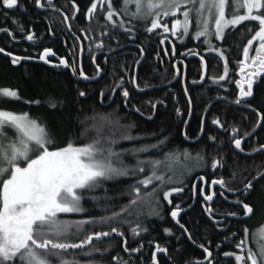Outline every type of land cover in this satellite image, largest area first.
<instances>
[{
  "label": "trees",
  "instance_id": "16d2710c",
  "mask_svg": "<svg viewBox=\"0 0 264 264\" xmlns=\"http://www.w3.org/2000/svg\"><path fill=\"white\" fill-rule=\"evenodd\" d=\"M90 2L91 0H75L79 8L77 13L79 18L73 19L71 15V11L74 10L71 7L73 0H53V4L64 12L68 19H72L69 23L72 27L71 31L64 23V15L62 16L60 12H54L47 5L45 8L38 9L31 3V0H22L25 6L23 13L19 9H0V29H8L12 33L10 36L4 31H0V48L4 49V52L0 53V87L17 89L21 97L18 101L0 99V110L14 111L18 114L27 112L38 123L46 126L56 147H64L69 141L76 146L90 143L93 138H97L94 125L100 127L99 137L102 138V142L103 138L116 141L112 145L116 152L125 149L130 150L134 147L138 148L142 144H155L158 140L167 138L159 150L150 149L148 152L139 153L138 156H133L131 152H125L123 155L124 162L128 165H134L136 159L161 161L156 166V172L157 175L164 176V181H154V185H160L159 203L157 204L155 197H152L151 206L137 205L136 208L132 209L133 214L126 217L131 221V226L139 223L148 231L133 237L128 231L130 225L126 223L122 226L125 236L114 237L111 240L114 247L109 252L103 255L93 253L91 256H83L77 253L75 259L79 260L81 264H84L86 260H94L98 264H116L111 257L118 256L131 261L132 264H151V253L155 251V245L160 244L168 248V254L158 253V264H183L185 260L192 264L191 262L194 260L203 261L202 249L199 245L203 243L210 247V251L214 250L219 243L216 240L221 237L216 225H214L215 223L207 218L203 208L196 202L191 211L181 219V223H185L196 241L195 244L191 243L186 236L181 234L178 226H175V222L168 215L170 206L166 201H163L162 193L170 187L181 186L179 181L183 182L182 186L187 193L191 190L196 177H202L203 174L208 176L211 172L213 176H217L222 169L228 170L230 180H233L232 173H235L240 182L246 181V179H251L257 168L264 164V156L260 152L256 153L254 157L234 154L236 152H234L228 133L219 132L217 127L211 124L216 114L221 121H224L227 115L225 127L235 122L242 129L246 128L248 131H253L252 139L257 140L260 144H264V128L259 127L257 130L254 127L256 117L251 111L246 110L245 107H237L231 104L226 97L217 96V93L213 92L212 87L208 84L209 77L213 73L218 75L223 73L224 63L216 53L206 51V45L201 40L185 38L181 42L184 44L182 47L195 46L196 49L193 50L197 51L198 55L207 62V80L198 85L193 83L200 79L202 72L198 57L189 60L186 68L177 64L178 68L173 67L174 64L167 63L166 58L164 67L161 66V59L156 57L157 50L161 45H158L156 36L147 35L145 30L146 27L150 26V20L138 21L130 17L125 18L127 25L125 27L130 26L131 32H124L119 28L113 30L111 26H108L111 35L103 37L105 51L116 50L122 45H126V48L122 46L123 49L116 50L117 52L114 54L104 55L100 53L96 57L95 54H88L87 49L96 45L99 31L105 23L102 19L96 23L93 21L92 31H84L89 27V21L84 18L83 14ZM121 3L122 0H117L115 6L119 8ZM13 21L30 30L35 35L36 41H28L25 38L27 31L21 33ZM250 25V23L244 22L236 30L229 31L223 41H218L217 47H220L225 54H229V64L232 66L235 65L234 61L239 59L241 48L253 34L248 31ZM49 29H51V33ZM73 33L80 37L84 44L85 55L82 57V68L86 75L97 77L95 65L92 63L93 57L96 58V63L103 71L98 80L87 82L79 78L78 75L73 76L71 68L55 67L58 64V58L64 57L70 64L75 61L77 67L80 68L81 45ZM163 35L165 37V34ZM44 47L52 48L55 53L54 56L49 57L51 61L49 64L35 58ZM182 47L178 48L182 49ZM141 49L146 54H144L145 58L138 67L136 79L139 88L146 90L143 92L137 90L130 83L132 77L136 75V61H140L143 56L140 53ZM8 52L22 57L32 56L34 59L22 60L19 64L12 65L11 58L6 55ZM161 56H163L162 52ZM177 69L179 70L178 75H176ZM121 77H123V87L113 93L110 89L116 86V82L121 81ZM77 79H80L79 84H77ZM77 87L88 92L87 99L77 98L75 92ZM185 87L192 98L190 113L188 112V98L183 94ZM123 88H127L130 93L127 106H125V101L120 95ZM101 90L105 93L102 101L99 98ZM254 94L256 99L252 101V107L256 108L257 111L264 112V103H262L264 100V81L260 87L254 90ZM50 96L62 100L63 105H57L55 109L49 108L44 101ZM31 100H40L41 103L36 105L25 102ZM161 100L163 104L157 103V108L153 112L150 102L156 103ZM133 105L135 108H139L144 115L141 116L136 112ZM176 108L180 109V116H177ZM107 114H111L112 123L100 120V116ZM150 115L153 117L151 120L147 119ZM93 116H96L97 119L93 120ZM204 116L205 124L202 134L200 133V126ZM117 120L118 124L115 123ZM183 120H187L188 124L185 125ZM85 129H87L86 132ZM125 131H128V134L133 137L132 140L120 138ZM82 132L85 134L82 135ZM185 134H187L188 139H185ZM209 135L215 136L216 141H209L207 139ZM196 139H199L198 142H193ZM185 151L188 153L187 158L183 154ZM165 153H178L179 155H172L165 159ZM198 153L203 156V159L198 158ZM220 155L225 157L226 166L213 170L211 168L212 158H219ZM173 159L178 163L189 161L188 164L192 169L188 170L187 167L183 166L180 170V177H177L172 171L168 172L165 166ZM146 167L149 168L148 165H145ZM149 171L146 169L142 175L132 176L130 173L127 177L104 181L101 187L85 197L83 203L87 210L85 214L58 215L61 219L78 220L84 218L85 215L108 214V211L102 210L105 195L111 198L107 200V203L116 206L110 210L118 211L119 206L126 205L130 199L128 195L129 186L135 180L142 179L141 177L147 175ZM169 177L171 180L168 179ZM230 183L234 184L233 181ZM152 188L153 185H150L147 191L151 192ZM92 195L101 198L100 208L96 207V204L91 200ZM170 198L173 199L174 204L184 199L181 194H173V197ZM246 202L254 206V212L247 221H243V224L246 226L245 228L250 229V235H255L260 226L264 224V181L254 183V188L247 196ZM153 207L160 211L163 219L151 214ZM138 211H142L143 214L137 215ZM163 227H172L174 235L166 236L163 233ZM125 240L127 247H140V252L132 255L124 252ZM107 242L106 240L104 243ZM226 264H235L234 258L228 259Z\"/></svg>",
  "mask_w": 264,
  "mask_h": 264
},
{
  "label": "snow or ice",
  "instance_id": "6c2138e0",
  "mask_svg": "<svg viewBox=\"0 0 264 264\" xmlns=\"http://www.w3.org/2000/svg\"><path fill=\"white\" fill-rule=\"evenodd\" d=\"M31 3L36 8H44L45 4L42 0H31ZM117 0H91L84 18L89 21V27L84 31H92V22L99 20L105 21L99 31L98 42L96 48L104 47L102 37L111 35L108 31V26L112 29H124L125 32H131V28L125 29V21L121 20L118 24L115 21L118 13L135 19L138 21H149L150 26L146 31L151 33L154 29L163 28L164 32L171 31L173 36L178 35V28L183 29L182 35H189L190 25L194 23L195 30L190 34L193 39L203 38V43L209 45L208 51H214L221 61L224 62V71L222 75L211 76L209 79L213 83L225 81L229 75V61L225 57V52L220 47H212V39L222 41L225 38V29L236 28L237 25H242V22L254 24L248 31L251 35L247 39V43L243 46V59L238 61L240 78L235 80L236 88L239 90L235 95L231 104L236 106L246 105L252 114L256 117L255 123L261 128H264V112L257 111L252 107V101L256 99L254 87H260V82L264 81V0H122L120 7L115 5ZM134 5L135 10L130 11L129 6ZM47 6L54 12H59L53 4V0H47ZM73 18H79L77 13L79 8L73 0L71 5ZM227 8H231L230 12H226ZM0 9L16 10L19 9L22 13L25 11L22 0H0ZM182 10V11H181ZM180 12L183 19H173L171 28L167 22H162L164 17H176ZM5 16L7 15L5 11ZM64 23L67 25L68 17L64 16ZM16 23L17 29L23 33L27 31L26 39L35 42L36 37L30 31L25 29L21 24ZM71 31V26H68ZM8 35H12L8 29H0ZM51 33V29H49ZM76 40L80 37L73 33ZM182 38V36H181ZM87 39V37H85ZM256 41L255 55L250 56V50L253 47V42ZM160 43H164L161 40ZM82 51V49H81ZM113 54H114V50ZM4 52L0 48V53ZM141 55H144V50H140ZM175 49H173V54ZM190 55L195 53L189 50ZM11 58V64L17 65L22 60L34 59L32 56H18L11 52L6 54ZM52 48L44 47L41 52L35 57L45 64L51 63L50 56H54ZM159 55V54H157ZM165 55L168 52L165 51ZM92 63L95 65V74H101V68L96 63V58H92ZM139 65L140 61H136ZM201 67L205 66L204 58L200 59ZM63 66L65 69L71 68L73 76H77L84 81L93 79L86 75L82 67L78 68L75 61L71 64L64 57L58 58V64L55 67ZM175 67V65H173ZM248 70V71H246ZM179 74L177 70L176 75ZM204 73H200V80H204ZM122 80L116 82V86L110 91L113 93L117 89L122 88ZM80 79H77V84ZM130 83L138 90L143 91L137 84L136 77L133 76ZM193 83H196L195 81ZM147 87V85H146ZM77 98H88V92L79 87L75 88ZM183 94L187 97L188 112H191L192 98L189 96V91L185 87ZM120 95L125 101V106L130 97L127 88H123ZM105 93L103 90L99 93V98L103 100ZM0 99L20 100V94L17 89L9 87H0ZM111 99V97H109ZM175 99V97H173ZM26 103L39 105L40 100L25 101ZM44 103L49 108L55 109L57 105H63V101L55 97H48ZM157 103L163 104V101L156 103L150 102V107L153 112L157 108ZM264 103V100H262ZM135 108V105H133ZM141 116L144 113L135 108ZM177 116L181 115L179 108H176ZM111 114L100 116L102 122L112 123ZM150 115L147 119L151 120ZM93 120L97 117L93 116ZM235 119V117H233ZM118 124V120L115 121ZM183 123L188 124L187 120ZM227 123V115L224 121L219 117L213 118L211 124L217 128H224ZM204 121L201 119L200 133L204 131ZM94 128L97 132V138H93L90 143L83 146H74L71 141L64 147H56L53 139L50 137L46 126L32 117L27 112L15 113L12 111L0 110V264H81L75 259L77 253L83 256H91L93 253L109 252L114 247L111 240L114 237H124L125 232L122 231L124 224H129V233L135 237L141 232H147L148 229L142 227L139 223L131 226V221L126 217L133 214L132 209L137 205L143 204L152 205V197H155L156 203H159V184L154 185V181L163 182L164 176L157 175L156 166L161 163L160 160H140L136 159L134 165H128L124 162L123 155L125 152H131L133 156H138L139 153L148 152L151 150H159L165 143L167 138L158 140L155 144H142L140 147L133 149H125L120 152L113 150L112 145L115 140L99 137L100 127ZM11 129L14 132V137L10 138L7 130ZM130 129V126H129ZM87 129H85V132ZM228 129L225 128V133ZM85 132L81 134L84 135ZM232 135L229 137L230 142L234 145V149L238 153H243L242 140L245 137L251 136L245 132L240 135L238 127H231ZM199 136V133H198ZM124 140H132L133 137L125 131L120 136ZM185 139H188L185 134ZM209 141L215 142L216 137L209 135ZM198 142V141H197ZM258 150L253 148L252 152ZM260 152L264 153V144L260 145ZM234 153V154H238ZM185 158L188 153L185 151ZM174 153H165V159ZM199 159H203L199 153ZM226 159L223 155L219 158L213 157L211 168L214 170L226 166ZM145 165L149 167V174L144 175L142 179L135 180L129 186L128 195L130 199L126 205L119 206V210H110L115 208V205L107 203L111 199L105 195V203L103 211H108L105 215H85L84 218L78 220L61 219L58 214H85L86 209L83 206L85 197L93 193L97 188L101 187L104 181L113 180L120 177H127L131 173L132 176L143 174ZM232 178H235V173H232ZM171 180V177L168 178ZM203 180V177H200ZM264 181V164L257 168L255 175L251 179L242 181V188L229 189L238 195L235 201L236 206L240 209L244 217H248L254 212V206L245 202L247 196L254 188V183ZM181 186L170 187L162 193L163 201H166L170 206L168 215L175 222V226L181 231V234L193 244L196 241L193 239L189 229L185 223H181V213L184 209L179 203H173V194H182L184 192L183 182H178ZM226 181L221 177L213 179L212 185H219L221 189L226 186ZM153 185L152 191H147L148 187ZM143 186V187H142ZM205 187L195 184L192 186V196H200L202 201H212L214 194H206ZM223 195V192L220 193ZM91 200L96 204V207H101V198L95 195L91 196ZM191 207V205H189ZM110 210V211H109ZM210 218H212V209L209 206L204 207ZM143 214L138 211L137 215ZM153 215L163 219L160 211L155 207L152 208ZM229 217L237 216V212H229L226 214ZM214 223H218L214 220ZM245 238L235 244L239 253L224 252L225 257H234L235 264H264V246H261L258 251H253L248 248L245 252L247 243L248 229H243ZM163 233L171 237L174 235L172 227H163ZM233 234V238H234ZM179 239V238H178ZM227 239V237H225ZM108 241L106 244L105 241ZM124 252L132 255L140 252V247L129 248L127 241H124ZM103 245V246H102ZM142 247V246H141ZM199 247L202 249L203 261L197 260L195 264H213V254L209 246L201 243ZM220 247L219 244L216 245ZM168 254V248L155 245V251L151 253V264H158L157 254ZM72 257V258H69ZM111 259L116 264H132L131 261L118 256H112ZM84 264H98L94 260H86ZM183 264H190L185 260Z\"/></svg>",
  "mask_w": 264,
  "mask_h": 264
},
{
  "label": "flooded vegetation",
  "instance_id": "af4514ba",
  "mask_svg": "<svg viewBox=\"0 0 264 264\" xmlns=\"http://www.w3.org/2000/svg\"><path fill=\"white\" fill-rule=\"evenodd\" d=\"M42 3H44L45 7H47L46 6L47 0H43ZM70 20L72 21V19L69 18L68 23H70ZM124 20H125V18H124ZM94 22L96 23V21H94ZM68 23L66 26H68ZM242 23H244V22H242ZM69 26H70V24H69ZM238 26L239 25H237L236 28L229 27L226 30L227 32L225 33V36L228 34L229 31L236 30L238 28ZM250 27H254V24H251ZM71 29H72V27H71ZM252 33L254 34V32H252ZM151 34L156 36L155 39L157 40L158 45H161L160 48L157 50V54H159V55L156 54V57L161 59V66L162 67H164V65H165V58L167 60V63H173L175 65V67H176V64L178 66L181 65L184 68H186L187 62L189 60L196 59L194 57L191 58V55L189 54V50H191V52L192 51L195 52L194 50L196 49V47L195 46L194 47H191V46L182 47V45H184L181 43L182 41H184L183 37L181 38L179 35L173 37L169 34L163 33V34H165V37H164L163 34L157 33L155 31H152L151 33L147 32V35H151ZM93 39L95 40V38H93ZM101 39H103V37ZM161 40H164L163 44L160 43ZM79 42L81 45L80 49H83V51L85 53L83 42L80 39H79ZM256 43H257L256 41L253 42V47L250 50V56L255 55V47L254 46L256 45ZM122 46H123V48H126V45H122ZM122 46H119V48L116 50L118 51L120 48H122ZM178 47L179 48L182 47V49H179ZM102 49H103V51H102ZM173 49H175L174 54H173ZM87 50H88V54H95L94 55L95 57L98 56V54H100V53H102L104 55L108 54V53H110V54L113 53L112 50H108V51L106 50L105 51V48L97 49L96 45H94L92 48H88ZM116 50H114V53L117 52ZM165 51L168 52V55H165ZM161 52L163 53V56H161ZM144 54H146V52H144ZM196 54L198 55L197 51L195 52V55ZM225 57L229 61L230 57H229L228 53L225 54ZM241 59H243V47L240 50L239 59L234 61L235 65L232 66L231 64H229V75L226 77L225 81H222L219 83H213L211 79H209V81H208V84L212 87L213 92L217 93V96L221 95L223 97H226L228 99V101H230V102L232 100H234L235 95L239 91L236 88L235 80L239 79L240 75H241L239 72V64H238V61ZM246 71H248V70H246ZM137 73L138 72H137V68H136V75H135L136 78H137ZM222 74L223 73H221L219 75H222ZM210 76H218V74H211ZM136 81H137V79H136ZM172 82H174V81H172ZM171 83H170V85H171ZM262 83H263V81L260 82V84H262ZM255 89L256 88L254 87V90ZM239 107L240 108L245 107L246 110L250 111V109L246 105L242 104ZM216 117H219V116H217V114H216L214 118H216ZM237 124L238 123L234 122L230 126H226L224 128H217V129L219 130V132H222V131L225 132V128H227L228 129L227 133H228L229 137L232 135L231 127H233V126L239 128V132H240L241 136H243V134L245 132L250 133L251 134L250 138L245 137L242 140V148L244 149L243 153H238V150L234 149V145H232V147L234 149V152L238 153L239 155H242V156H245V155L249 156L250 155V157L251 156L254 157V155L256 153L260 152L259 149H260L261 144L257 140L252 139V137L254 136L252 134L253 131L252 132L248 131L246 128L242 129L241 126L237 125ZM257 126L258 125L255 124L254 127L257 128ZM258 128H257V130H258ZM253 148L257 149L258 151L256 153H253L252 152ZM260 153L263 154L262 156H264V153H262V152H260ZM218 174L219 175H217V176H213L212 172L208 176L203 174L202 175L203 180L200 179L201 176L196 177L194 184H192V186L195 184H199L200 186L205 187L207 190L206 194H214L212 201H202V198L200 196L193 197L192 196V188H191V190H189L187 193L184 190V192L181 194V197L184 199H181V201H179L177 203L181 204V207L184 209V212L181 213V217H183L185 214H187L189 211H191L192 207L196 204V202H198L200 204L201 208H203V209L205 206L211 207L212 218H210L209 215L205 212L206 216L208 219L211 220L212 223H214V220L218 222V223H215L214 225H216V229L218 230L219 236H221L218 240H216L219 242L218 244L220 245V247L219 248L216 247V248H214V250H211V252L213 254V264H226L227 260L230 259L231 257H225L223 255V253L224 252H234V253L240 252V249H237L235 247V244L238 243L241 239L245 238V234H244L243 229L246 226H244L243 221H247L252 214L250 216H248L247 219H245L244 216L242 215L240 209L235 204V201L239 198L238 195L234 191H229L230 188L231 189L242 188V183L240 182V179L237 177V175H235V178H233V180H230L229 179L230 174H228V170L225 171L222 169V171L220 170ZM221 177L227 182L224 189H221L219 185H212L211 184V181L213 179H219ZM230 181H233L234 184H231ZM221 192H223V195H220ZM189 202H191V204H189ZM245 202H246V199H245ZM189 205H191V207H189ZM233 211L237 212V216L229 217L226 215L227 213L233 212ZM240 231H242V232L240 233ZM233 234H235L234 238H233ZM249 236H250V229L248 228L247 243L244 246L245 252L248 248H251L253 250V248L249 244ZM225 237H227V239H225ZM253 251H255V250H253ZM196 261L197 260H194L191 263L195 264Z\"/></svg>",
  "mask_w": 264,
  "mask_h": 264
},
{
  "label": "rangeland",
  "instance_id": "374dc122",
  "mask_svg": "<svg viewBox=\"0 0 264 264\" xmlns=\"http://www.w3.org/2000/svg\"><path fill=\"white\" fill-rule=\"evenodd\" d=\"M118 8V7H117ZM129 8H130V11H134L135 10V6L134 5H130L129 6ZM73 11V10H72ZM72 11H71V15H72ZM182 11V10H181ZM231 11V8H227L226 9V12H230ZM124 18H129L128 16H126V15H124L123 13H118V15H117V17L115 18V21H116V23L118 24L121 20H124ZM173 19H183V16L181 15V13L180 12H178L177 13V15H176V17H171V16H169V17H164L163 18V20H162V22H167L168 23V25H169V28H171V23H172V20ZM125 21V20H124ZM109 26H111V25H109ZM125 26H127L126 24H125ZM112 27V26H111ZM127 28H131L130 26L129 27H125V29H127ZM146 29H147V27H146ZM145 29V30H146ZM122 31H124L125 32V30L124 29H121ZM195 30V25H194V23L193 24H191L190 25V28H189V33L191 34L193 31ZM227 29H225V33L227 32L226 31ZM153 31H155V32H157V33H161V34H163V33H165V34H169V35H171V36H173L172 34H171V31H169V32H164V30H163V28H158V29H154ZM177 32H178V35L181 37H183L184 39L185 38H191V35L189 34V35H182L183 34V29L182 28H178V30H177ZM174 37V36H173ZM196 40V39H195ZM197 40H201L202 41V43H203V38H200V39H197ZM206 45V44H205ZM217 45H218V41L217 40H215L214 38L212 39V47H217ZM209 48V45H206V51H208L207 49ZM208 52H214V51H208ZM215 53V52H214ZM213 74H215V73H213ZM1 110H4V109H1ZM6 111H8V110H6ZM12 112H14V111H12ZM8 130H11V129H8ZM8 130H7V134H8V136L10 137V138H12V137H14V132L11 130V131H9L8 132ZM11 132V133H10ZM74 146H76V145H74ZM187 162V161H186ZM186 162L184 163H178V162H176L174 159L173 160H170L168 163H166L165 164V166H166V170L169 172V171H172L173 172V174H175L177 177L179 176L180 177V170L182 169V167L184 166V167H187V169L188 170H191L192 168L189 166V161L187 162V164H186ZM188 167H190V168H188ZM145 169H148L149 170V168H145ZM176 172H177V174H176ZM149 174V173H148ZM147 174V175H148ZM137 175H139V174H137ZM141 178H143V177H141ZM249 244H250V246L253 248V250H255V251H258V249L261 247V246H264V224L263 225H261L260 226V228L256 231V234L255 235H250L249 236Z\"/></svg>",
  "mask_w": 264,
  "mask_h": 264
},
{
  "label": "water",
  "instance_id": "95a60500",
  "mask_svg": "<svg viewBox=\"0 0 264 264\" xmlns=\"http://www.w3.org/2000/svg\"><path fill=\"white\" fill-rule=\"evenodd\" d=\"M64 16H66L65 14H64ZM68 17V16H67ZM83 55H84V51L82 50L81 51V54H80V67H82V62H83V60H82V57H83ZM196 58V57H198L199 59H201V57L202 56H200V55H191V58ZM145 57H144V55L142 56V59L140 60V64L142 63V61H143V59H144ZM204 61H205V66L203 67V69H202V72L204 73V76H205V78H204V80H197V82L195 83V84H202V83H204L206 80H207V73H208V65H207V62H206V60L204 59ZM139 64V65H140ZM139 65H137L136 66V68H137V71H138V67H139ZM176 67H178V66H176ZM178 70V69H177ZM179 71V70H178ZM103 74V71L101 70V74L99 75V76H97L95 79L96 80H98L99 79V77L101 76ZM89 81V80H88ZM87 81V82H88ZM143 91H146V90H144L143 89ZM143 91H141V92H143ZM205 119V116H204V118H203V120ZM204 124H205V120H204ZM203 127H204V125H203ZM259 126H257V128H258ZM203 134V133H202ZM202 134L200 135V137L202 136ZM200 139V138H199ZM199 139H196V140H194L193 142H197ZM251 215V214H250ZM249 215V216H250ZM245 219H247L248 217H244Z\"/></svg>",
  "mask_w": 264,
  "mask_h": 264
},
{
  "label": "bare ground",
  "instance_id": "6f19581e",
  "mask_svg": "<svg viewBox=\"0 0 264 264\" xmlns=\"http://www.w3.org/2000/svg\"><path fill=\"white\" fill-rule=\"evenodd\" d=\"M43 1V0H42ZM59 12L62 14V15H64L63 14V12L61 11V10H59ZM68 26H69V23H68ZM83 50V49H82ZM203 69V68H202ZM93 80H96L95 78L94 79H90L89 81H93Z\"/></svg>",
  "mask_w": 264,
  "mask_h": 264
}]
</instances>
